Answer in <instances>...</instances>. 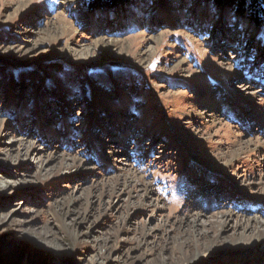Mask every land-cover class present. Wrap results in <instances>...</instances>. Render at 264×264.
<instances>
[{
	"label": "rangeland",
	"instance_id": "374dc122",
	"mask_svg": "<svg viewBox=\"0 0 264 264\" xmlns=\"http://www.w3.org/2000/svg\"><path fill=\"white\" fill-rule=\"evenodd\" d=\"M93 4L0 0V264H264V0Z\"/></svg>",
	"mask_w": 264,
	"mask_h": 264
},
{
	"label": "bare ground",
	"instance_id": "6f19581e",
	"mask_svg": "<svg viewBox=\"0 0 264 264\" xmlns=\"http://www.w3.org/2000/svg\"><path fill=\"white\" fill-rule=\"evenodd\" d=\"M21 7V6H20ZM199 115H203V113H199ZM210 117V116H209ZM217 120V119H216ZM215 124V121H212L210 122V124ZM249 143H252L250 140L246 141L243 145L245 146H248L249 147ZM30 147V146H29ZM27 147V148H29ZM247 147V148H248ZM253 151V150H252ZM245 153V152H239L238 151H234V152H220V153H217L215 156L216 158L218 159H221L223 161V163L221 165H218L219 168L222 169V167L224 169H226L227 167H230L235 161H237L239 159L240 156H242V154ZM68 159H63L64 162L67 163H70L67 161ZM70 160V159H69ZM71 161V160H70ZM133 175V174H131ZM260 175H262L260 173ZM134 176V175H133ZM123 184L125 185H133L134 188L135 187H140L142 192L144 193L145 196L149 195L150 193V190H149V187L147 186V184L145 185H136V183H134V181H130V178L129 176H125L123 177ZM250 184V183H249ZM261 185H263V183H260ZM255 185V183H254ZM205 188H208L207 186H204ZM198 191V190H197ZM218 193L221 192L220 191H217ZM213 207V206H211ZM218 214H215L214 216L212 217H206V220L205 221H208V223H213V222H216V223H219L222 227H225L227 225H229L230 222H234L235 226L237 227H241L243 228L244 230H247L249 228H253L252 230L255 231V236L257 237V240H259V252H264V222L262 220H260V218H257V217H251V218H240L238 217L234 212L232 211H220V212H217ZM186 217V216H185ZM202 217H205L203 216V213H196V214H193L191 215V218H188V224L192 225L193 227L198 223L200 222V219ZM180 218V219H179ZM177 217V219L179 221L183 220V218L181 219V216L180 217ZM187 219V218H186ZM207 223V222H206ZM233 224V225H234ZM195 229V228H194ZM197 232V231H196ZM199 232V231H198ZM207 232V231H205ZM200 233V232H199ZM194 234V233H193ZM197 234V233H196ZM205 234V233H204ZM203 234H201L202 236ZM193 238V237H192ZM200 238V237H199ZM201 239V238H200ZM262 239V240H261ZM187 240V238H186ZM182 241V240H181ZM185 241V240H184ZM238 241V240H237ZM249 241V240H247ZM241 243V241H238ZM188 243V242H187ZM196 243H197V238H196ZM188 246V244H187ZM204 248V247H203ZM231 250V251H230ZM229 251L230 252H226V254H229L231 252H234L235 255H238L240 252H239V246H236L232 249H230ZM204 253H199L197 252V254L195 255V257L192 259L191 261V264H196L200 261L203 260V258H205V255H203ZM203 255V257H201ZM197 258V259H196ZM209 259L210 258V255L208 257H206V259Z\"/></svg>",
	"mask_w": 264,
	"mask_h": 264
},
{
	"label": "trees",
	"instance_id": "16d2710c",
	"mask_svg": "<svg viewBox=\"0 0 264 264\" xmlns=\"http://www.w3.org/2000/svg\"><path fill=\"white\" fill-rule=\"evenodd\" d=\"M129 0H94V4L93 7L94 8H100V9H104V8H111V7H116L119 4H123L128 2ZM216 3H226L229 6H237L240 5L241 7H243L246 3V0H214ZM242 9V8H241Z\"/></svg>",
	"mask_w": 264,
	"mask_h": 264
}]
</instances>
